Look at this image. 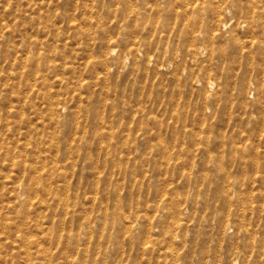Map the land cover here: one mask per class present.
<instances>
[{
	"label": "rangeland",
	"instance_id": "rangeland-1",
	"mask_svg": "<svg viewBox=\"0 0 264 264\" xmlns=\"http://www.w3.org/2000/svg\"><path fill=\"white\" fill-rule=\"evenodd\" d=\"M154 1L0 0V264H264V0Z\"/></svg>",
	"mask_w": 264,
	"mask_h": 264
},
{
	"label": "bare ground",
	"instance_id": "bare-ground-1",
	"mask_svg": "<svg viewBox=\"0 0 264 264\" xmlns=\"http://www.w3.org/2000/svg\"><path fill=\"white\" fill-rule=\"evenodd\" d=\"M151 1V0H150ZM148 2V1H147ZM195 2V1H194ZM148 4H149V2H148ZM149 5H151V4H149ZM147 7H148V5H147ZM146 8V7H145ZM199 6H197V5H195V3L194 4H191L189 1H187V0H155L154 1V5L152 6V9H153V11L154 12H156L157 14H159V15H163L162 13L163 12H165V14L167 15V16H169V15H173V14H175L176 16H173V17H177V16H186L187 18H188V16H189V14H191V13H199ZM140 10V9H139ZM145 10V9H144ZM141 13V12H139L138 11V9H137V11H135V14L136 13ZM146 13V12H145ZM148 13V12H147ZM156 13H154L153 15H151L152 17H154L155 16V14ZM134 14V15H135ZM136 15H138V14H136ZM149 15V14H148ZM147 15V16H148ZM188 15V16H187ZM161 17H163V16H161ZM165 17V16H164ZM171 17V16H170ZM172 17V18H173ZM167 18H169V17H167ZM149 19H151V18H149ZM164 19V18H163ZM202 19V18H201ZM180 20V19H179ZM181 21V20H180ZM222 23H224V25H226V23L225 22H222ZM182 26V25H181ZM187 31V30H186ZM191 32V31H190ZM196 35V34H195ZM196 38V37H195ZM185 44H186V42H184ZM189 46V45H188ZM195 54V53H194ZM195 56V55H194ZM198 59V58H197ZM216 87V86H215ZM217 88V87H216ZM214 89V88H213ZM228 89V88H227ZM216 90V89H215ZM225 91V90H224ZM227 92V91H226ZM207 98V97H206ZM264 104V103H263Z\"/></svg>",
	"mask_w": 264,
	"mask_h": 264
}]
</instances>
